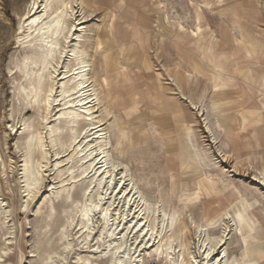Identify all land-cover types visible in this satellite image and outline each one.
Segmentation results:
<instances>
[{
  "label": "rangeland",
  "instance_id": "rangeland-1",
  "mask_svg": "<svg viewBox=\"0 0 264 264\" xmlns=\"http://www.w3.org/2000/svg\"><path fill=\"white\" fill-rule=\"evenodd\" d=\"M195 1L196 14L204 15L202 22L198 18L203 37L196 34L189 0H72L76 18L80 11L86 16L80 26L82 47L97 94L88 119L101 127L100 143L108 144L116 164L114 183L122 180L130 184L128 193L134 189L139 200L144 198L148 225L159 215L156 211L167 214L159 233L154 232L152 246L147 245L138 229L124 230L132 216H127L122 199L119 209L126 215L116 234L126 236L133 264H174L172 257L179 255L185 264H213L217 257L226 264H264V186L259 182L264 180V147L256 146L250 136L244 142L223 132L221 110L237 104L233 93H227L234 82L197 77L188 65L194 52L206 61L212 46L209 57L215 61L209 67L224 66L230 72L237 58L246 55L249 41L259 47L263 62L264 0ZM29 2L0 0L5 62L0 94V264H84L87 258L90 264H107L104 250L109 238L93 241L98 215L92 216L87 244L78 226L83 188L96 180L95 175L72 181L68 170L74 167L73 176L79 175L81 158L73 148L52 145L44 128L50 120L42 106L22 115L17 110L21 105L13 85L22 80L20 74L12 77L10 70L31 48L25 50L17 41L20 17ZM194 45L197 50L190 51ZM222 83L225 89L218 88ZM220 90L232 95L231 100L223 101ZM13 106L21 122L16 130L9 117ZM24 121L36 141L38 131L44 139V147L38 145L34 155L40 172L35 184L24 169L27 146L19 135ZM234 121L228 120L230 129L238 127ZM2 205L8 212H2ZM220 206L223 209L215 211ZM225 224V244L207 260V240L222 236Z\"/></svg>",
  "mask_w": 264,
  "mask_h": 264
},
{
  "label": "bare ground",
  "instance_id": "bare-ground-1",
  "mask_svg": "<svg viewBox=\"0 0 264 264\" xmlns=\"http://www.w3.org/2000/svg\"><path fill=\"white\" fill-rule=\"evenodd\" d=\"M29 1L27 13L25 12L24 17H20L17 41L20 47L25 50L28 47L31 48L25 52L19 66H15V70H10L12 77L15 78V76L20 74V79L22 80L21 84L14 81L13 85L14 97L18 99L17 101L21 105L20 109L17 110L22 115V113L30 109L36 110L37 107L42 106L44 116L46 115L47 120H50L44 128L49 130L47 132L50 135L52 145L62 144L65 149L67 147L73 148V153L76 152L81 158L80 162L82 164L79 175L73 176L74 167L68 170L72 181L78 178L81 180L86 179L91 173L95 175L96 180L83 188V200L78 212L81 219L78 226L80 230L84 231L82 235L83 243L87 244L91 241L92 216L96 213L100 225L98 224L99 228L97 234L93 237V241L100 242L99 240L103 236L109 238L104 250V254L109 256L107 264H133L131 258L134 257L130 256L132 250L128 247L130 245H128L126 236L122 232L118 236V233L116 234V231L124 222L121 219L126 215L122 214L120 210L122 207L119 209L120 205L118 202L123 199L128 208L127 212L129 214L127 216H132L129 221L130 225L125 223L126 227H124V230L133 231L138 229L144 234V240L147 245H151L155 230L158 234L159 228L165 224L167 214L162 211H156L159 212V215L148 225V217L144 213V198L139 200L136 197L137 192L133 193L134 189H131L128 193L130 184L125 186L122 180H119V182L116 180V183H114L113 173L116 164L110 158L111 156L107 149L108 144L100 143L103 135L101 127L97 125L96 121H89L88 119V116L92 115V110L97 105V94L89 76L90 62L87 59L88 55L83 49L84 46L82 47L83 28H80V26L86 21L85 14L80 11V18H76L72 0ZM75 3L78 4L79 2L75 1ZM25 43L26 45H24ZM218 95H222V93ZM16 104L18 105V103ZM57 107H59L60 111ZM56 110L59 111L57 115L54 114ZM9 117L14 122L12 129L16 130L21 122H19V119L17 120L14 106ZM28 130L24 121L23 127L19 132V135L25 137V146H27V158L24 169L30 182L35 184L38 181L40 172L34 155L38 145H40V148L44 147V139L42 132L38 131V140L36 141L35 133ZM259 182L264 186L263 179H260ZM93 185L94 187L91 188ZM93 189H98L95 196L90 193ZM110 190L113 192L109 194ZM63 191H65L64 186L61 187V192ZM114 194L116 198L114 199L113 197V201L112 198H107L108 195L110 197ZM222 209L220 206L215 211ZM3 210L4 213L8 212L2 205V212ZM123 212L125 213V211ZM228 227L226 225L222 236L212 237L207 240L209 244L203 254L204 256L207 253V260L212 254H215L214 252L219 247L224 246ZM68 247L69 245H66L64 250ZM4 254L6 255L7 252ZM2 258L3 254L0 251V259ZM172 260L174 264H185V259H181L180 255L177 258L175 256L172 257ZM84 264H90V258L85 259ZM213 264L226 263L217 257L214 258Z\"/></svg>",
  "mask_w": 264,
  "mask_h": 264
},
{
  "label": "crops",
  "instance_id": "crops-1",
  "mask_svg": "<svg viewBox=\"0 0 264 264\" xmlns=\"http://www.w3.org/2000/svg\"><path fill=\"white\" fill-rule=\"evenodd\" d=\"M229 1L230 0H222L224 3H228ZM189 4L191 10H194L195 12V22L197 24L202 22L204 16L203 13L200 14V22V16L196 14L198 9L196 10L195 7L198 5V2L195 0H189ZM208 6L209 3H207V7ZM197 26L196 34L199 33V35H201L200 24ZM190 32L195 33L194 30H191ZM211 32L212 31L207 33V35H210ZM182 34H184L183 31ZM201 36L203 37V35ZM250 43V41L245 43L244 46L246 47V55L237 58L238 61L234 62V67L230 72H226L224 66L223 68L219 67L218 70L209 67L208 63L211 64L215 61V59L213 60L209 57L213 54L212 51L214 50V47L212 49V46L208 50V53L210 54L206 57V61L203 59L200 60L198 54L194 52L193 57L195 58H191L188 65L193 68L197 77H208L211 75L214 79L217 77L216 79L222 78L225 81L226 78H228V80L234 81V83H232L234 84L232 85V91L227 93H233V96L236 98L234 102L237 104L223 107V110L221 111H224L222 113L225 119H221L220 125L223 128V132L226 135H229L228 138L247 142V140H249L247 137L250 136V140H252L256 146L262 148L264 147V61L261 63L259 62V47L253 46V44L248 45ZM183 46H186L185 43ZM222 46L224 45L222 44ZM197 48V45H194V48H191L190 51H193V49L197 50ZM224 48L225 46L223 49ZM234 59H236V57H234ZM258 64L262 65V67H258ZM223 84L224 83L218 84V88L220 89L221 87L225 89L227 86ZM220 91H222L220 93H222L224 97L223 101L232 97V95H227L226 91ZM234 119H236L238 127L230 129V123L232 122L230 121L229 123L228 120L234 121Z\"/></svg>",
  "mask_w": 264,
  "mask_h": 264
},
{
  "label": "built area",
  "instance_id": "built-area-1",
  "mask_svg": "<svg viewBox=\"0 0 264 264\" xmlns=\"http://www.w3.org/2000/svg\"><path fill=\"white\" fill-rule=\"evenodd\" d=\"M4 55L2 48H0V94L2 93L3 79H4Z\"/></svg>",
  "mask_w": 264,
  "mask_h": 264
}]
</instances>
